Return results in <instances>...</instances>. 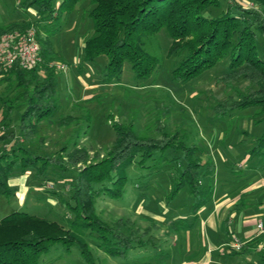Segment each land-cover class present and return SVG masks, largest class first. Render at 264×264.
I'll return each mask as SVG.
<instances>
[{"label": "rangeland", "instance_id": "rangeland-1", "mask_svg": "<svg viewBox=\"0 0 264 264\" xmlns=\"http://www.w3.org/2000/svg\"><path fill=\"white\" fill-rule=\"evenodd\" d=\"M18 1L0 0V25L35 19L33 8L27 11L19 9ZM237 1L249 8L257 6L256 0ZM223 2V7L213 8L204 14L221 15L229 0ZM91 6L88 0H81L72 13L65 15L61 29L51 37L56 56L50 63L59 62L67 66L65 72L57 70L58 108L51 118L55 121L65 116L75 119L63 125L41 121L31 134L21 137V144L26 148L53 161L43 174H39L40 164L30 166L25 172L18 166L20 169L17 168L8 180L14 192L0 195V220L14 211H25L58 221L67 229V235L69 230L74 231L89 242V260L83 257L77 244L68 247L57 243L41 255L40 264H201L205 251L217 242L219 236L212 226L218 213L208 217V222L204 221L205 215L201 216L198 212L200 208L212 209L216 196L212 198L209 185L217 186L219 179L231 181L245 173L254 158H259L254 163L264 166V152L260 150L251 159L241 148L244 144L249 145L253 133L256 135L257 131H264V113H257L259 106L235 110L222 119H218L214 107L219 102L237 99L238 91L248 92L256 87L244 77L225 82L223 75L229 71L227 59L193 80H174L172 70L182 55L168 56L171 39L165 31L152 39L154 49L163 59L151 78H135L130 65L126 64L119 82L105 83L103 77L107 57L89 60L82 47L84 40L93 32V20L88 13ZM261 12L264 15V11ZM29 28H35L37 35L36 27L29 26L5 31L0 38L11 31ZM47 35L42 30L39 38L45 40ZM257 44L264 58L262 34H258ZM3 77L0 74V98L11 99L16 109L7 131L17 130L25 104L22 89L17 87L14 78L7 80ZM2 111L0 104V118ZM159 121L172 133L179 132V137L185 138L189 145L196 146L200 164L192 167L190 176L185 178L181 176L188 166L185 152L168 149L162 155L155 154L143 166L137 160L134 162L129 168L128 181L121 197L100 194L96 208L105 221L129 218L141 229L152 226L151 233L159 238L155 244L136 245L126 258L108 255L98 247L94 234L72 227L74 212L70 207L73 201L69 185L75 176L74 170L106 154L116 139L114 122L122 125L132 122L140 132L160 137L157 132ZM5 145V141L0 142V151ZM80 148L87 151V161L68 165L66 169L59 166L57 161H69V152ZM242 166H245L244 169H241ZM192 174L200 183H191ZM181 180H184L183 187L174 191ZM234 219L231 230L238 234V217ZM235 259L247 264L241 254ZM222 262L231 264L227 259Z\"/></svg>", "mask_w": 264, "mask_h": 264}, {"label": "trees", "instance_id": "trees-1", "mask_svg": "<svg viewBox=\"0 0 264 264\" xmlns=\"http://www.w3.org/2000/svg\"><path fill=\"white\" fill-rule=\"evenodd\" d=\"M80 1L19 0L17 8L24 11L33 8L35 19L0 25V34L10 29L35 26L43 57L42 64L35 67L23 68L16 64L10 70L0 71L4 79H15L17 87L22 89L25 103L17 130L7 131L16 109L11 99L0 98L3 109L0 142L5 141L6 144L0 151V195L13 193L8 180L18 166L26 170L40 164L39 174H43L53 161L26 148L21 144V137L31 134L41 121L63 125L75 119L71 116L57 121L51 118L58 108L59 75L57 69L49 68L48 64L56 56L51 37L61 29L65 15L72 13ZM88 1L92 5L88 13L93 20V32L84 40L82 47L89 60L107 57L103 82H119L126 64L130 65L135 78H151L163 59L154 49L152 39L165 31L171 39L168 56L182 55L172 70L174 80H193L227 59L229 71L223 75L225 82L244 77L256 87L248 92L238 91V98L231 102L217 103L214 110L218 119L251 106H259L257 113H264V58L257 44L258 34L264 36V15L261 12L264 11V0H256L255 8L229 0L219 16L205 15L204 12L223 7V0ZM42 30L48 33L45 40L39 38ZM161 122L157 130L160 137L140 132L132 122L127 125L114 122L116 139L106 154L74 170L75 176L69 185L73 201L70 207L74 212L72 227L94 234L98 247L108 255L126 258L136 245L155 244L159 238L151 233L152 226L141 229L129 218L105 221L96 208L100 194L121 197L128 181L129 168L134 162L137 160L143 166L155 154L162 155L168 149L185 152L188 166L181 174L185 178L190 176L192 167L200 164L196 146L179 137V132L167 130ZM263 149L264 133L257 139L252 152L258 153ZM68 158L69 161H57L61 168L87 161L88 154L80 148L69 152ZM192 176L191 183H200L194 174ZM183 183L184 180H181L174 191H180ZM66 230L58 221L25 211H14L4 216L0 220V264H40L41 255L57 243L68 247L77 244L83 257L89 260L91 251L87 239L70 230L67 235Z\"/></svg>", "mask_w": 264, "mask_h": 264}, {"label": "crops", "instance_id": "crops-1", "mask_svg": "<svg viewBox=\"0 0 264 264\" xmlns=\"http://www.w3.org/2000/svg\"><path fill=\"white\" fill-rule=\"evenodd\" d=\"M1 133L3 131H0ZM263 133L262 130L257 131L256 135L248 133L253 136H251V141H248L249 145L241 146L248 153V158L252 159L256 155L252 151L257 144V139ZM224 159H227V156H224ZM257 159L259 158L252 159L251 166H247L248 169L245 173L236 176L231 181L219 179L217 186L209 185L208 191H211L209 193H211L212 198L216 196L212 209L210 210L209 207L200 208L198 212L201 216L205 215L204 221H207V218L214 213H218L217 220L213 222L212 226L214 227L213 230L219 233V236L217 242L212 243L210 249L205 251L201 264H222L223 259L230 260L231 264H244L235 259L239 254L243 255L247 264H264V248H262V240L257 235L256 230L257 222L259 220L264 221V173H261V171L264 172V166L254 163ZM244 167L242 166L241 169ZM214 170L216 172L215 168ZM16 171L17 169L14 173ZM23 171L25 172V170ZM245 212L249 214H244ZM236 217H238L236 226L238 234L231 230ZM234 237H239L245 243L241 251L231 250L228 246Z\"/></svg>", "mask_w": 264, "mask_h": 264}, {"label": "built area", "instance_id": "built-area-1", "mask_svg": "<svg viewBox=\"0 0 264 264\" xmlns=\"http://www.w3.org/2000/svg\"><path fill=\"white\" fill-rule=\"evenodd\" d=\"M42 62L41 46L37 39L35 28L14 30L0 38V71L10 70L16 64L23 68H31L41 65ZM48 65L64 72L67 70V66L64 63L49 62ZM256 230L257 235L262 240V248H264L263 220L257 222ZM244 244L242 240L234 237L228 243V246L231 250L241 251Z\"/></svg>", "mask_w": 264, "mask_h": 264}]
</instances>
